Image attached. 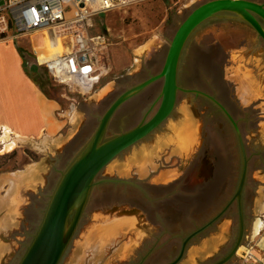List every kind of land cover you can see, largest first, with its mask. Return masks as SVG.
Segmentation results:
<instances>
[{"label": "rangeland", "instance_id": "374dc122", "mask_svg": "<svg viewBox=\"0 0 264 264\" xmlns=\"http://www.w3.org/2000/svg\"><path fill=\"white\" fill-rule=\"evenodd\" d=\"M205 1L208 0H141L95 18L96 28L109 31L106 60L109 71L88 95H80L55 83L46 67L36 61L34 53L40 58L58 50L54 31L38 32L15 40L28 74L47 96L58 102V111L71 117V122L47 149L41 150L43 147L39 146L37 151H31L26 146H19L11 152L0 153V172L18 168L27 159L26 154L37 159L49 153L53 160L51 175L59 172L61 176L87 145L112 101L161 70L176 29L195 7ZM253 1L264 4V0ZM61 49L64 51L63 46ZM162 82L163 79H158L126 100L112 115L104 139L132 128L142 115L151 116L160 103ZM177 83L182 88L210 95L218 104L196 92H177L171 113L173 117H169L167 123L177 135L179 148L164 134L159 147L161 153L154 155L164 162H168L173 155L175 159L172 163L184 166L182 180L174 185L182 193L180 217L173 226L165 225L163 233L167 237L169 230H180L183 239L222 210L238 186L242 145L247 159L241 199L245 230L234 255L224 263L241 264L239 255L244 249L241 246L259 241L258 238L264 234L261 231L264 226V39L233 13L221 12L207 19L191 33L184 45L178 64ZM130 149L122 155L126 157ZM205 150L215 158L213 176L207 180L198 177ZM150 152L152 149L145 148L133 159L128 158V162L140 159L139 162L145 164L151 158L148 157ZM112 165L108 163L97 174L94 183L110 177ZM55 186L43 187V197L42 194L37 197L42 209L30 211L22 228L23 233L13 235L21 242L15 244L16 249L11 255L13 259H4V264L7 261V264H18L41 223ZM147 190L145 186L144 191ZM91 205L90 200L60 264H116L112 258L104 260L103 255L102 260H95L99 251L94 247L101 244V235L97 243L92 242L91 245L82 240L85 231L97 219V216H91L94 212ZM238 211L236 201H233L217 220L190 240L184 258L177 264H212L228 254L239 235ZM258 222L261 227L257 231ZM178 226L181 228L177 229ZM180 244L181 241L176 242L172 249H164L163 241L156 247L145 243L153 250L144 264L171 262ZM88 247L92 250L87 251L91 249ZM2 254L1 247L0 264L3 263Z\"/></svg>", "mask_w": 264, "mask_h": 264}, {"label": "crops", "instance_id": "0c3cea01", "mask_svg": "<svg viewBox=\"0 0 264 264\" xmlns=\"http://www.w3.org/2000/svg\"><path fill=\"white\" fill-rule=\"evenodd\" d=\"M116 10L121 9L107 12ZM96 27L95 31L107 32L109 35L106 29L99 30ZM47 30L53 31L44 29L38 32ZM25 36L27 35L20 37ZM20 37L0 41V153L10 152L6 148L8 145L13 146L11 151L19 146H26L31 151H37L39 146L43 147L41 150L47 149L71 122V117L58 111V102L47 96L28 74L21 51L14 43ZM60 52L59 44L58 50L52 54L39 58L33 53L36 61L42 63ZM154 146L159 148L161 145L150 146V149ZM155 152L157 151L152 149L148 154L151 158L145 164L139 162V159L133 160L132 163L127 161L120 166L112 165L110 177L106 176L104 180L93 183L87 202L91 200V206L94 207L91 216H97V219L85 231L82 240L91 245L92 242L97 243L101 235V244L94 247L99 251V255L95 253V260L101 259V255L104 256L110 247L121 250L120 254L116 253L111 257L117 260L127 258L133 246L141 241L152 244L149 245L151 247H156L163 241L164 249H172L176 242L182 241L180 230L167 232L169 235L165 237L166 233L143 229V225H148L149 228L156 225L155 213L163 219L164 225L171 226L176 223L181 212L182 193L174 188L177 184L174 179L180 172L167 168L151 176L156 169L152 158L156 155ZM48 154L45 153L44 157L37 159L26 154L27 159L18 168L0 172V245L3 250L1 259L11 257L12 251L16 249L15 244L21 242L13 235L23 233L22 228L26 225L25 219L30 216L29 212L41 208L37 197L39 194L43 197V187L53 184L55 186L60 179L59 172L51 175L53 160ZM214 169L212 168L211 175L205 177V180L213 176ZM145 186L148 189L146 192ZM113 206L118 207V212H128L124 216H118V213L109 211ZM261 231H264V226ZM250 246L255 254H259L261 249H264V239L241 247L245 249ZM88 248L91 249L87 251L92 250V247ZM240 261L241 264H248L242 258Z\"/></svg>", "mask_w": 264, "mask_h": 264}, {"label": "water", "instance_id": "95a60500", "mask_svg": "<svg viewBox=\"0 0 264 264\" xmlns=\"http://www.w3.org/2000/svg\"><path fill=\"white\" fill-rule=\"evenodd\" d=\"M221 12H230L239 16L264 39V4L262 3L253 0H208L195 7L176 29L161 70L128 88L112 101L100 118L99 124L87 145L73 159L66 170L61 173L60 179L50 196L41 223L18 264H58L60 262L79 223L97 174L115 156L151 133L172 113L179 90L196 92L216 102L213 97L204 92L179 86L177 71L180 56L188 37L202 22ZM158 79H163L161 99L153 115L129 130L104 139L108 123L116 110L126 100ZM240 150L242 158L241 174L232 197V200H237L239 208V235L231 251L212 264H224L228 261L239 247L243 233L241 199L246 179L247 159L242 145H240ZM204 167L203 170H207L205 177L210 176L212 172L211 164ZM228 206L229 204L210 221L187 235L182 241L178 256L166 264H176L183 255L186 243L210 226Z\"/></svg>", "mask_w": 264, "mask_h": 264}, {"label": "built area", "instance_id": "2783aa9c", "mask_svg": "<svg viewBox=\"0 0 264 264\" xmlns=\"http://www.w3.org/2000/svg\"><path fill=\"white\" fill-rule=\"evenodd\" d=\"M141 0H0V41L52 29L67 40L64 52L43 64L50 78L70 91L88 95L109 71L110 45L107 32L95 31V18L113 9H123ZM264 239V234L259 241ZM240 257L248 264H264L252 246Z\"/></svg>", "mask_w": 264, "mask_h": 264}, {"label": "flooded vegetation", "instance_id": "af4514ba", "mask_svg": "<svg viewBox=\"0 0 264 264\" xmlns=\"http://www.w3.org/2000/svg\"><path fill=\"white\" fill-rule=\"evenodd\" d=\"M176 102V101H175ZM174 107H175V105H174ZM150 111H152V110H150ZM149 115V114H148ZM145 116V115H142L141 117H140V119L138 120V122L134 125V126H136L137 124H139L140 122H144V121H146V120H148L151 116ZM225 115V114H224ZM172 118L173 117V114L171 115H169L156 129H154L151 133H149L147 136H145L144 138H142L141 140H139V141H137L136 143H134L133 145H131V146H129L128 148H126L125 150H123L121 153H119L117 156H115L112 160H111V163L113 164V165H117V166H120V165H123L124 163H126L129 159L128 158H130V159H133L136 155H138L139 153H141L142 152V150L143 149H145V148H147V149H150V146H153V145H161V143H162V140H163V137H164V134H166L167 136H169L172 140H173V142H172V144L175 146V147H178L179 148V146H177L178 144L180 145V142L178 141V138H177V135L175 134V132L172 130V129H170V128H168V120L170 119V118ZM174 121H176V120H174ZM133 126V127H134ZM167 126V127H166ZM130 129V128H129ZM129 129H127V130H129ZM126 131V130H125ZM121 133V132H120ZM158 147V146H157ZM131 148V149H130ZM130 149V153H126L127 154V156L125 157V155H122V153H124V152H126L127 150H129ZM153 150H155V151H157V152H155V153H157V155L159 154V153H161V151H160V149L159 148H156L155 146H154V148H152ZM128 155H130V156H128ZM125 157V159H123ZM153 157H155V156H153ZM154 159V163H155V165H157L156 166V169L154 170V172H152L151 173V176L154 174V173H158V172H160V171H162V170H164V169H175L176 171H179L180 172V175L177 177V178H175L174 179V182L175 183H179V181L180 180H182V178H183V173H182V171H183V169H184V166L181 164V163H172V160L173 159H175L174 158V156L172 155L171 157H170V159H169V161L168 162H164V161H162V159H158V158H153ZM215 158H212L209 154H208V150H205V152H204V157L200 160V166H199V168H198V177L199 178H203V179H205V175H206V173H207V170H203V169H205V165L207 166V165H209V164H211V166H212V168L214 169V167H215V160H214ZM115 179H117L116 178V176H115ZM243 193V192H242ZM145 194V193H144ZM144 198H146V196H143ZM233 197V196H232ZM232 197H231V199L226 203V205L227 204H229V206L231 205V203L233 202V201H236V205L238 206V204H237V200L236 199H234V200H232ZM226 205H224L223 206V208L226 206ZM228 206V207H229ZM227 207V208H228ZM222 208V209H223ZM227 210V209H226ZM225 210V211H226ZM109 211L110 212H112L113 214H117L118 213V216L119 215H121V216H124V215H126V213L128 212H125V211H123V210H121L120 212H118L119 210H118V207L117 206H113V207H111L110 209H109ZM224 211V212H225ZM223 212V213H224ZM222 213V214H223ZM83 214V213H82ZM129 214V213H128ZM221 214V215H222ZM220 215V216H221ZM219 216V217H220ZM81 217H82V215H81ZM81 217H80V220H81ZM218 217V218H219ZM217 218V219H218ZM216 219V220H217ZM80 220H79V223H78V225H77V227H76V229H75V232L77 231V228H78V226H79V224H80ZM154 221H155V224L156 225H154V227H148V225H143V229H146V230H149L150 229V231L152 230V231H160V232H164L165 230H164V221H163V219L161 218V217H159V215L157 214V213H155V217H154ZM238 222H239V216H238ZM205 224V223H204ZM203 224V225H204ZM180 225V224H179ZM173 226V225H172ZM181 227L180 226H178L177 227V229H180ZM207 228V227H206ZM196 230V229H195ZM239 230V229H238ZM244 230H245V221H244V218H243V233H244ZM203 231V230H202ZM201 231V232H202ZM75 232L73 233V236H74V234H75ZM168 232H171L170 230L168 231ZM193 232V231H192ZM191 233V232H190ZM189 233V234H190ZM200 233V232H199ZM198 233V234H199ZM243 233H242V235H243ZM188 234V235H189ZM197 235V234H196ZM73 236H72V238H73ZM187 236V235H186ZM185 236V237H186ZM184 237V238H185ZM72 238H71V240H70V242L72 241ZM184 238L182 239V241L184 240ZM193 238V237H192ZM191 238V239H192ZM190 239V240H191ZM241 239H242V237H241ZM190 240L186 243V245H185V248H184V252H183V255H182V257H181V259L178 261V262H180L183 258H184V256H185V251H186V249L188 248V246H189V244H190ZM182 241H181V244H182ZM69 242V243H70ZM145 243L146 242H144V241H141V242H139L138 244H135L134 246H133V249L128 253V256H127V258H125V259H115L114 260V262L116 263V264H144L147 260H148V258H149V256H150V253H151V250H153V249H151V248H147L146 246H145ZM181 244H180V249H181ZM68 246H69V244H68ZM68 246H67V248L65 249V251H64V253H63V256H62V258H61V260H60V262L64 259V256H65V254H66V252H67V249H68ZM180 249H179V251H178V253H177V255H176V257L178 256V254H179V252H180ZM145 250V252L143 253V251ZM120 252H121V250L119 249V248H117V247H115V249H114V247H110V248H108L107 250H106V252H105V255H104V257H103V259L104 260H109V259H111V257L114 255V254H116V253H119L120 254ZM229 253V252H228ZM140 254H141V256H140ZM138 256V257H137ZM13 257L14 256H12V257H8L9 258V260H11V259H13ZM175 257V258H176ZM11 258V259H10ZM174 258V259H175ZM7 259V258H6ZM173 259V260H174ZM3 260V263L2 264H4V262H5V260L4 259H2ZM102 260V259H101ZM134 260H136L135 262H134ZM9 261H7L5 264H7ZM60 262L58 263V264H60ZM177 262V263H178ZM101 263H102V261H101ZM176 263V264H177ZM214 263V262H213Z\"/></svg>", "mask_w": 264, "mask_h": 264}, {"label": "bare ground", "instance_id": "6f19581e", "mask_svg": "<svg viewBox=\"0 0 264 264\" xmlns=\"http://www.w3.org/2000/svg\"><path fill=\"white\" fill-rule=\"evenodd\" d=\"M56 34V33H55ZM56 36H57V40H58V43L60 44V46H63L64 47V51L66 50V47H67V40L66 39H64L63 37H60V36H58L57 34H56ZM62 49H61V52H64ZM60 52V53H61ZM7 146V145H6ZM11 146L12 145H8L6 148L8 149V151H11ZM13 147V146H12ZM5 148V147H4ZM5 148V149H6ZM5 149H4V151H5ZM1 152V151H0ZM256 227H257V231H258V229L261 227V224L258 222L257 223V225H256Z\"/></svg>", "mask_w": 264, "mask_h": 264}, {"label": "trees", "instance_id": "16d2710c", "mask_svg": "<svg viewBox=\"0 0 264 264\" xmlns=\"http://www.w3.org/2000/svg\"><path fill=\"white\" fill-rule=\"evenodd\" d=\"M11 152V151H10Z\"/></svg>", "mask_w": 264, "mask_h": 264}]
</instances>
